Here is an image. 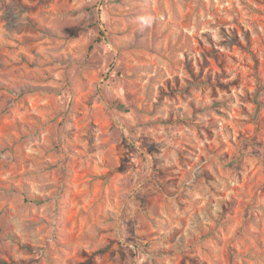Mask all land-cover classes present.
<instances>
[{
	"label": "rangeland",
	"instance_id": "rangeland-1",
	"mask_svg": "<svg viewBox=\"0 0 264 264\" xmlns=\"http://www.w3.org/2000/svg\"><path fill=\"white\" fill-rule=\"evenodd\" d=\"M0 264H264V0H0Z\"/></svg>",
	"mask_w": 264,
	"mask_h": 264
}]
</instances>
